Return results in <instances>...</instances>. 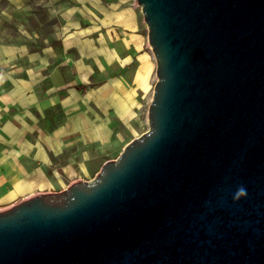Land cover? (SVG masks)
Masks as SVG:
<instances>
[{"label":"water","instance_id":"water-1","mask_svg":"<svg viewBox=\"0 0 264 264\" xmlns=\"http://www.w3.org/2000/svg\"><path fill=\"white\" fill-rule=\"evenodd\" d=\"M136 2L149 131L93 181L0 212V264H264V0Z\"/></svg>","mask_w":264,"mask_h":264},{"label":"crops","instance_id":"crops-1","mask_svg":"<svg viewBox=\"0 0 264 264\" xmlns=\"http://www.w3.org/2000/svg\"><path fill=\"white\" fill-rule=\"evenodd\" d=\"M7 1L15 8L32 2ZM47 6L51 16L64 20L53 35L57 47L0 48V212L52 193L60 167L72 171L75 159L84 161L80 167H94V155L80 145L125 142L139 98L147 93L143 67L151 70L152 49L136 0H48ZM81 31L77 43L73 33ZM112 31L116 42L108 37ZM80 47L86 62L78 70L69 53ZM135 62L139 67L129 84L117 73Z\"/></svg>","mask_w":264,"mask_h":264},{"label":"rangeland","instance_id":"rangeland-1","mask_svg":"<svg viewBox=\"0 0 264 264\" xmlns=\"http://www.w3.org/2000/svg\"><path fill=\"white\" fill-rule=\"evenodd\" d=\"M47 4L48 0H32V2H30L26 7L23 6L21 8H15L11 2L7 0H0V48L3 46L20 47L21 45H29L30 50H41L46 43L47 45L52 43L55 47H57L53 35L55 34L59 23L60 25L64 24V20L60 17L59 22L58 18L51 16L48 12ZM108 28L109 27L103 29V34L105 31H108L106 30ZM84 33L85 32L83 31L73 33L75 35L72 39L78 40L77 43H79L82 41V35ZM144 36L146 45H148L147 26L144 30ZM108 37L114 42L117 41L115 31H112L111 35H108ZM104 39L105 38H103V41ZM82 50L83 48L80 47L72 50V53H69L70 56H73L74 63L77 64L78 70H80V64H84L86 62V60H83L81 56ZM150 53L152 61L151 70L148 68V64H145V67H143L145 68V75H148L149 77L145 84L147 93L139 98V111L135 120L132 122L133 125L131 124L132 127L130 126L129 128L128 135L124 137L125 142L121 144L119 142L107 144L96 143L92 146H86L84 144L80 145L81 151H89L92 155H94V167H87V169H85L84 166L80 167V164L82 165L84 163V161L80 158L72 161V171H64V169L60 167V178L53 183V187L51 188L52 193L62 192L76 181H93L106 163L115 161L119 158L127 144L149 131L148 110L153 100L154 88L157 83V63L152 52ZM89 65L92 66L94 72H99L98 65L95 66L94 61H89ZM138 67L139 64L135 62L129 67H126V70L122 68L117 74L126 75V77H128L129 84H131L132 75H134V72H136ZM75 70L76 67L74 68V71ZM66 160L67 159L64 158V160L61 161L62 163L67 164ZM50 173H52V171H50Z\"/></svg>","mask_w":264,"mask_h":264},{"label":"clouds","instance_id":"clouds-1","mask_svg":"<svg viewBox=\"0 0 264 264\" xmlns=\"http://www.w3.org/2000/svg\"><path fill=\"white\" fill-rule=\"evenodd\" d=\"M247 195V190L243 186L239 187L235 192V198L239 199L240 197H245Z\"/></svg>","mask_w":264,"mask_h":264}]
</instances>
